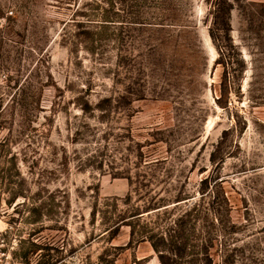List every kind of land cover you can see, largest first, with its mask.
<instances>
[{
    "label": "rangeland",
    "instance_id": "obj_1",
    "mask_svg": "<svg viewBox=\"0 0 264 264\" xmlns=\"http://www.w3.org/2000/svg\"><path fill=\"white\" fill-rule=\"evenodd\" d=\"M135 211L264 264V0H0V264H161Z\"/></svg>",
    "mask_w": 264,
    "mask_h": 264
},
{
    "label": "trees",
    "instance_id": "obj_2",
    "mask_svg": "<svg viewBox=\"0 0 264 264\" xmlns=\"http://www.w3.org/2000/svg\"><path fill=\"white\" fill-rule=\"evenodd\" d=\"M180 201V200H179ZM160 207H146V212L150 210H157ZM139 213H135L130 215V222H117L112 227L108 228V234L110 238H114L117 236L119 232V227L121 225L128 226L130 228V240L128 245L132 244L135 237H137L136 244L148 242L156 253L161 264H167L166 257L167 254L171 255V257L177 259H192L190 264H194V260L198 261L204 258L207 259V262L210 263L208 250L209 246L207 243H202L198 240L197 236L194 235V228L188 227L187 221L184 219L186 216H190V211H186L182 216H180L177 220L174 221L173 225L168 226L167 228H158L154 226H150L149 222L141 225H135V223L131 222L134 219L138 222L141 217ZM138 228V231H137ZM140 229V230H139ZM199 258V259H198Z\"/></svg>",
    "mask_w": 264,
    "mask_h": 264
}]
</instances>
